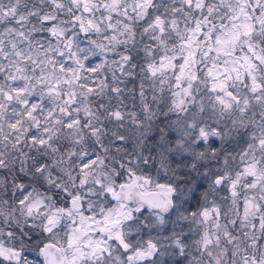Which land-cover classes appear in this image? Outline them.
<instances>
[{
	"label": "snow or ice",
	"instance_id": "1",
	"mask_svg": "<svg viewBox=\"0 0 264 264\" xmlns=\"http://www.w3.org/2000/svg\"><path fill=\"white\" fill-rule=\"evenodd\" d=\"M0 264H264V0H0Z\"/></svg>",
	"mask_w": 264,
	"mask_h": 264
},
{
	"label": "trees",
	"instance_id": "2",
	"mask_svg": "<svg viewBox=\"0 0 264 264\" xmlns=\"http://www.w3.org/2000/svg\"><path fill=\"white\" fill-rule=\"evenodd\" d=\"M130 106V105H129Z\"/></svg>",
	"mask_w": 264,
	"mask_h": 264
}]
</instances>
